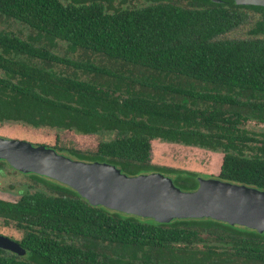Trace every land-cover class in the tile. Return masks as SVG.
<instances>
[{
	"label": "trees",
	"instance_id": "1",
	"mask_svg": "<svg viewBox=\"0 0 264 264\" xmlns=\"http://www.w3.org/2000/svg\"><path fill=\"white\" fill-rule=\"evenodd\" d=\"M114 1L0 0V20L28 31L0 29V124L113 135L93 152L54 150L127 176L160 173L182 191L195 190L199 176L151 164L150 142L196 147L222 154L216 179L264 190V133L239 128L264 123V8ZM247 25L243 38H222ZM132 71L208 87L195 96L161 85L144 95L125 77ZM30 180L15 202L0 200V222L21 234L13 241L24 250H0V264H264V233L210 219L158 224L90 206L47 178Z\"/></svg>",
	"mask_w": 264,
	"mask_h": 264
},
{
	"label": "water",
	"instance_id": "2",
	"mask_svg": "<svg viewBox=\"0 0 264 264\" xmlns=\"http://www.w3.org/2000/svg\"><path fill=\"white\" fill-rule=\"evenodd\" d=\"M232 1L237 6L264 8V0ZM0 161L18 173L66 186L93 207L151 219L158 224L210 219L264 233V190L216 178H198L195 190L182 191L160 173L127 176L107 163L74 160L42 145L2 137ZM0 250L24 255L16 242L2 235Z\"/></svg>",
	"mask_w": 264,
	"mask_h": 264
},
{
	"label": "rangeland",
	"instance_id": "3",
	"mask_svg": "<svg viewBox=\"0 0 264 264\" xmlns=\"http://www.w3.org/2000/svg\"><path fill=\"white\" fill-rule=\"evenodd\" d=\"M62 2H69L70 0H61ZM144 0H115L113 6L115 7H139L145 5ZM255 17H253V20ZM0 29L12 32L22 38L28 34L20 25L13 24L8 21L0 20ZM248 25L240 27L222 38L225 39H241L245 36ZM71 59H81L78 56H73ZM113 66V65H112ZM104 70L118 75L120 70L118 67H111L108 64H102ZM80 79H85L84 76L77 74ZM129 81L134 83L135 89L144 95H157L159 89L157 87L164 85L173 89H181L197 95L204 91L208 86L202 85L198 82L185 78L179 75L160 74L156 75L151 72H136L132 71L130 74H124ZM94 77V76H93ZM97 80H100L97 78ZM104 84H112L115 79L103 78L100 80ZM143 86L145 89L140 88ZM157 91H156V90ZM152 90L154 92H152ZM183 98L174 96L172 99ZM191 100V99H189ZM195 101V100H191ZM240 129L248 132H264V125H257L252 122L243 123ZM0 137L6 139H16L29 142L30 144L42 145L51 149L61 150H75L80 152H93L96 149L97 143L102 140L106 141L113 137L110 134H99L91 136L77 135L69 131H55L45 128L32 129L18 124H0ZM65 157L71 158L65 152H56ZM72 159V158H71ZM150 163L156 166H163L173 169L186 170L196 173L201 179L216 178L218 167L221 163V155L219 153H211L196 147H189L175 143H165L160 140H152L150 142ZM30 177H24L3 166L0 169V200L7 202H15L18 197L25 191H29L31 184ZM0 234L8 237L11 240L18 241L21 234L11 226H3L0 222Z\"/></svg>",
	"mask_w": 264,
	"mask_h": 264
},
{
	"label": "flooded vegetation",
	"instance_id": "4",
	"mask_svg": "<svg viewBox=\"0 0 264 264\" xmlns=\"http://www.w3.org/2000/svg\"><path fill=\"white\" fill-rule=\"evenodd\" d=\"M248 122H252V123H254V124H257V125H264V123H260V122H256V121H246L245 123H248ZM257 133H264V132H257ZM220 154V153H219ZM221 155V157H222V154H220ZM1 162H3L4 163V165H2V166H5V167H7V168H9L10 170H12L13 172H15V173H17V174H20L21 176H24V177H30L31 176V174H21V173H18V172H16V171H14L13 169H11L4 161H0V163ZM220 166V165H219ZM20 197V196H19ZM18 197V198H19ZM2 201H4V200H2ZM1 235V234H0ZM3 236V235H2ZM8 238V237H7ZM13 241V240H12Z\"/></svg>",
	"mask_w": 264,
	"mask_h": 264
},
{
	"label": "crops",
	"instance_id": "5",
	"mask_svg": "<svg viewBox=\"0 0 264 264\" xmlns=\"http://www.w3.org/2000/svg\"><path fill=\"white\" fill-rule=\"evenodd\" d=\"M218 169H219V167H218ZM184 170V169H183Z\"/></svg>",
	"mask_w": 264,
	"mask_h": 264
}]
</instances>
